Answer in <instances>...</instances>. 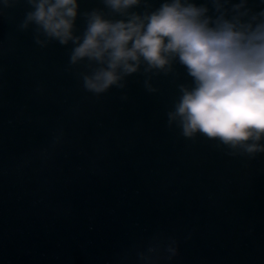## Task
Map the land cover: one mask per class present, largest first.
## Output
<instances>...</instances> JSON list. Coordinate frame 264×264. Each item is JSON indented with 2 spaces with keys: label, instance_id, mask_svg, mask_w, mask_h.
<instances>
[{
  "label": "water",
  "instance_id": "95a60500",
  "mask_svg": "<svg viewBox=\"0 0 264 264\" xmlns=\"http://www.w3.org/2000/svg\"><path fill=\"white\" fill-rule=\"evenodd\" d=\"M29 10L0 0V264H142L137 250L168 238L178 254L159 264H264V152L169 124L191 83L178 64L88 91V61L70 64L71 42L36 43Z\"/></svg>",
  "mask_w": 264,
  "mask_h": 264
},
{
  "label": "clouds",
  "instance_id": "9594fccd",
  "mask_svg": "<svg viewBox=\"0 0 264 264\" xmlns=\"http://www.w3.org/2000/svg\"><path fill=\"white\" fill-rule=\"evenodd\" d=\"M15 2L3 0L5 6ZM27 3L21 27L34 24L42 46L51 40L71 42L70 64L87 60L91 69L83 74L88 91L124 88L126 77L141 69L179 75L178 64L191 83L178 85L169 124L175 122L185 137L200 133L233 150L264 152V7H253L250 0H162L155 8L149 0H102L103 9L81 13L78 0ZM141 6L142 12L133 10ZM78 15L85 18L80 34ZM152 75L145 86L155 92ZM177 254L173 238L156 239L136 252L142 264Z\"/></svg>",
  "mask_w": 264,
  "mask_h": 264
}]
</instances>
